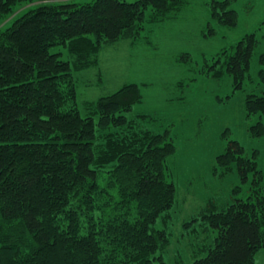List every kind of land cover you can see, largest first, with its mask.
Masks as SVG:
<instances>
[{
  "label": "trees",
  "instance_id": "obj_1",
  "mask_svg": "<svg viewBox=\"0 0 264 264\" xmlns=\"http://www.w3.org/2000/svg\"><path fill=\"white\" fill-rule=\"evenodd\" d=\"M30 1L36 6L0 29V264H164L169 238L155 223L169 217L175 200L170 130L155 133L141 126L146 115L125 114L142 98L135 82L85 103L82 116L74 72L90 66L103 45L138 38L146 9L157 22L187 1L0 0V16ZM230 2L222 14L212 7L226 26L237 21ZM251 37L239 39L225 63L235 88L247 75ZM244 109L259 114L250 135L263 136L264 92L246 94ZM256 153L246 156L229 139L216 156L224 173L236 168L243 180L253 173L251 192L220 208L205 204L199 214L216 234L189 264H254L264 248Z\"/></svg>",
  "mask_w": 264,
  "mask_h": 264
},
{
  "label": "rangeland",
  "instance_id": "obj_2",
  "mask_svg": "<svg viewBox=\"0 0 264 264\" xmlns=\"http://www.w3.org/2000/svg\"><path fill=\"white\" fill-rule=\"evenodd\" d=\"M186 1L174 17L162 21H150L146 9L145 28L138 38L103 45L90 66L74 72L82 116L88 114L85 103L135 82L142 98L125 114L146 115L141 126L155 133L170 130L176 151L167 163L175 200L169 217H158L155 223L169 238L162 252L164 264H189L206 253L216 232L207 228L199 213L209 200L220 208L251 192L252 172L243 180L236 168L224 173L218 167L216 156L224 152L229 139L239 141L246 156L256 151L257 168L264 174V135L249 133L259 114L246 116L244 109L246 94L264 92V0H231L229 6L237 14L234 26L212 15L213 5H220L223 13L224 0ZM36 3L19 4L0 16V29ZM248 34L256 45L242 88H235L224 67L236 42ZM218 55L220 63L215 64ZM261 120L264 124V113ZM260 186L264 190V180ZM254 264H264V248L256 252Z\"/></svg>",
  "mask_w": 264,
  "mask_h": 264
}]
</instances>
